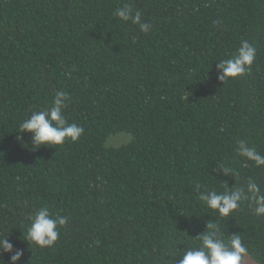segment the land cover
<instances>
[{
    "label": "trees",
    "instance_id": "1",
    "mask_svg": "<svg viewBox=\"0 0 264 264\" xmlns=\"http://www.w3.org/2000/svg\"><path fill=\"white\" fill-rule=\"evenodd\" d=\"M124 3L147 34L113 16ZM243 39L252 70L223 83L216 63ZM56 91L84 134L33 150L19 123ZM238 140L264 154V0H0V236L13 245L0 264L16 250V264H172L216 220L264 264V216L245 201L220 217L198 198L249 177L264 188ZM44 205L70 217L51 248L23 237Z\"/></svg>",
    "mask_w": 264,
    "mask_h": 264
},
{
    "label": "clouds",
    "instance_id": "2",
    "mask_svg": "<svg viewBox=\"0 0 264 264\" xmlns=\"http://www.w3.org/2000/svg\"><path fill=\"white\" fill-rule=\"evenodd\" d=\"M113 16L122 22L137 25L145 34L152 27L150 22L143 20L141 10L134 8L131 3H124L118 7L113 12ZM218 23L219 21H214V24ZM255 58L254 45L247 39L241 40L239 47L229 58L216 63L218 79L225 83L245 76L251 72ZM221 72L222 74H219ZM69 100L68 92L56 91L48 108L33 110L30 116L19 123L17 139L22 141L23 133H31L33 150L41 146H62L66 141L78 142L84 134V128L74 122L69 123L66 119L64 110ZM236 144L234 152L244 159L246 165L251 162L256 168H264V154H261L256 147H249L243 140H238ZM219 169H222L225 175L236 174L227 162L219 163ZM195 187L199 191L204 185L196 183ZM198 198L220 217H228L239 210L245 201L249 202L250 208H254L257 217L264 216V188L251 177L247 178L243 185L227 188L223 192H218L214 188L205 189ZM29 220L30 224L26 232H23L24 241L39 248H51L60 237L59 228L67 226L70 217L59 212L54 214L47 205H44L30 214ZM194 240L196 243L183 249L182 256L171 257L172 264H245L248 249L243 244L241 235L232 234L225 238L219 220L209 221L206 230ZM0 250L13 251V245L7 237L0 236ZM22 255V251L16 250L15 255L11 257L12 264H16Z\"/></svg>",
    "mask_w": 264,
    "mask_h": 264
},
{
    "label": "rangeland",
    "instance_id": "3",
    "mask_svg": "<svg viewBox=\"0 0 264 264\" xmlns=\"http://www.w3.org/2000/svg\"><path fill=\"white\" fill-rule=\"evenodd\" d=\"M125 138L123 136H116L111 138L110 144H117L121 141H123ZM245 264H256L255 262H253L249 256L245 257Z\"/></svg>",
    "mask_w": 264,
    "mask_h": 264
}]
</instances>
